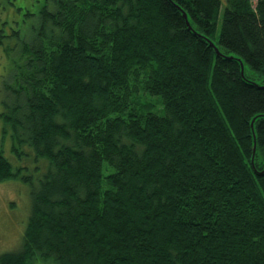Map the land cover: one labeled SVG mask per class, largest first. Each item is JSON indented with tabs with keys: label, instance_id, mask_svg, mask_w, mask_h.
Here are the masks:
<instances>
[{
	"label": "trees",
	"instance_id": "obj_1",
	"mask_svg": "<svg viewBox=\"0 0 264 264\" xmlns=\"http://www.w3.org/2000/svg\"><path fill=\"white\" fill-rule=\"evenodd\" d=\"M46 1L0 119L47 168L0 152L31 200L0 264H264V88L171 5L263 85L264 0Z\"/></svg>",
	"mask_w": 264,
	"mask_h": 264
},
{
	"label": "rangeland",
	"instance_id": "obj_2",
	"mask_svg": "<svg viewBox=\"0 0 264 264\" xmlns=\"http://www.w3.org/2000/svg\"><path fill=\"white\" fill-rule=\"evenodd\" d=\"M42 1L0 0V31L2 32L0 38V112L3 110L2 101L6 99L4 82L9 81L10 72L19 61V46L33 40L40 25ZM47 2L50 6L52 5V0H47ZM255 2L256 0H251L252 6ZM220 24L221 20H219L216 38L220 31ZM15 45L17 47L13 50ZM5 49L11 50L5 51ZM25 150H28L29 153ZM0 152L14 170L22 166L27 167L22 170V173L32 175L34 184L47 168V161L40 159L39 161L44 165L43 171L33 169L35 159L28 147L21 148L23 154L12 150L10 132L8 130L4 132L1 119ZM29 160L32 165L23 164ZM43 165L39 163L40 168H43ZM30 209V186L27 183L19 178L0 182V255L15 251L20 247Z\"/></svg>",
	"mask_w": 264,
	"mask_h": 264
},
{
	"label": "water",
	"instance_id": "obj_3",
	"mask_svg": "<svg viewBox=\"0 0 264 264\" xmlns=\"http://www.w3.org/2000/svg\"><path fill=\"white\" fill-rule=\"evenodd\" d=\"M171 5L174 8H176L178 11L181 12V16H182V18L184 20V23H185V26H186L187 30L190 31L193 35H195L197 37H201L202 39H204L206 41V43L213 49L216 57L221 58V59L236 61L238 63V65H239V67H240V76H241V78L243 80H245L247 83L252 84V85H254L256 87L264 88V84L261 85L259 83L252 82L251 80H248V79L245 78V76H244V71H245L244 70V63H243L241 58H238L237 56L232 55V54L225 55V54L221 53L219 51V49L217 48L216 44L212 40H210L208 37H206L204 35H200L198 32H196L194 29L191 28L189 17L187 16V14L182 9H180L177 5H175L173 3H171ZM261 116L262 115H258L256 117H254L252 119L251 123H250V128H251V132H252V139H253L251 162H253V156H254V153H255V134H254L253 126H254V122Z\"/></svg>",
	"mask_w": 264,
	"mask_h": 264
}]
</instances>
